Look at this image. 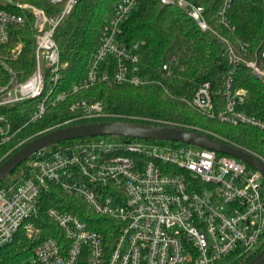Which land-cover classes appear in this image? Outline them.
I'll return each mask as SVG.
<instances>
[{
	"label": "built area",
	"instance_id": "obj_1",
	"mask_svg": "<svg viewBox=\"0 0 264 264\" xmlns=\"http://www.w3.org/2000/svg\"><path fill=\"white\" fill-rule=\"evenodd\" d=\"M252 1L264 7V0ZM78 2L0 0V109L37 101L28 122L32 124L100 83L144 87L151 82L141 73L140 45L120 42L121 26L138 0H120L84 78L55 94L62 67L55 33ZM234 2L226 0L217 15L227 28ZM161 3L185 11L202 31H212L226 45L229 63L235 69L245 64L264 84V66L248 59L251 44L235 45L219 36L204 7L188 0ZM30 26L36 46L34 66L20 71L16 63L24 45L10 47L13 31ZM180 61L179 54H169L163 73L173 75ZM235 69L225 77L218 98L211 83L205 82L185 102L208 119L264 133V121L243 110L247 93L235 89ZM69 112L75 117L51 131L76 122L121 118L108 112L102 101L91 99L74 101ZM20 130L0 112V154ZM15 149L5 153L0 164ZM29 167L20 182L0 188V248L22 230L37 238L42 228L33 220L46 208L59 236L36 245L33 254L39 264H216L264 247V180L257 169L236 157L177 142L93 137L45 148L30 158ZM64 195L80 201L77 208L84 217L59 205L47 207L50 199L63 200Z\"/></svg>",
	"mask_w": 264,
	"mask_h": 264
},
{
	"label": "trees",
	"instance_id": "obj_2",
	"mask_svg": "<svg viewBox=\"0 0 264 264\" xmlns=\"http://www.w3.org/2000/svg\"><path fill=\"white\" fill-rule=\"evenodd\" d=\"M119 1L79 0L73 12L56 30L55 40L60 47L62 67L55 94L70 89L84 78L100 44L104 27ZM188 1L205 8L211 28L219 36L235 45L241 41L251 44L248 59L258 60L264 66V7L262 5L252 0H235L229 13L231 27L227 28L219 24L217 17L226 0ZM121 28L120 42L123 45L136 43L140 45L141 73L151 82L144 87H134L129 84L109 86L100 83L90 91L80 93L69 101L55 106V109L51 110L45 118L32 124H28L30 119L28 111L36 106L37 101L0 109V112L11 120L15 130L21 128L0 154L1 159L8 151L17 147L13 152L15 153L25 143L75 117V114L69 112L71 103L78 99H91L102 101L108 112L121 117L111 118L109 122L190 130L228 141L264 160L262 131L249 126H232L208 119L190 108L184 101V99H190L205 82L211 83L213 95L218 98V90L225 77L235 69L228 61L226 45L214 36L212 31H202L185 11L176 6L163 5L161 0H138L136 9ZM13 33L10 47L19 43L24 45L22 55L16 63V69L30 70L35 61L34 30L31 26L26 29L15 28ZM176 40L182 43L177 49L181 61L175 73L167 76L162 71V65L172 53ZM234 87L237 91L243 90L247 93L243 110L264 121V84L243 63L236 66ZM25 109L27 110L24 111ZM73 124L80 125L82 122ZM72 141L61 144H71ZM21 144L23 145L19 147ZM29 160L11 175L13 176L10 179L11 183L6 182L11 178L8 177L2 182L0 188L15 185L28 175ZM63 198L62 202L52 198L46 205L47 207L59 205L84 217L77 208L80 202L78 199L75 200L66 195ZM45 209L42 210L38 219L33 220L38 228H42L38 237L31 240L23 230L20 231L12 243L0 248V264H30L25 261L32 257L39 242L49 237L59 236L55 225L45 215ZM262 249L253 253L231 255L216 264H247Z\"/></svg>",
	"mask_w": 264,
	"mask_h": 264
},
{
	"label": "water",
	"instance_id": "obj_3",
	"mask_svg": "<svg viewBox=\"0 0 264 264\" xmlns=\"http://www.w3.org/2000/svg\"><path fill=\"white\" fill-rule=\"evenodd\" d=\"M93 137H122L151 141H171L193 145L236 157L257 169L264 180V161L262 159L242 149L224 144L208 135L166 126H147L124 122H102L59 128L30 140L0 164V185L37 152L67 141ZM247 264H264V248Z\"/></svg>",
	"mask_w": 264,
	"mask_h": 264
},
{
	"label": "rangeland",
	"instance_id": "obj_4",
	"mask_svg": "<svg viewBox=\"0 0 264 264\" xmlns=\"http://www.w3.org/2000/svg\"><path fill=\"white\" fill-rule=\"evenodd\" d=\"M178 45H182V43H181V41H178V40H176V42H175V46H174V48L172 49V53H177V49H178ZM171 54V53H170ZM43 66L45 67L46 65H45V62L43 61ZM194 95V94H193ZM192 97V96H191ZM186 99H184V101H185ZM36 107H32V109H30L29 111H28V113L30 114L29 115V117L31 116V113H32V111L35 109ZM27 109H25L24 111H26ZM71 126H73V125H71ZM52 129V128H51ZM51 129H50V131H51ZM49 132V131H48ZM30 139V138H29ZM173 142H171V141H164V144H166V145H171ZM1 159V158H0ZM29 163H30V160H29ZM9 177H11V178H9V179H7L6 180V182L7 183H11V180L10 179H12L13 178V176H9ZM23 232H24V234H26V236L29 238V239H31V240H33V239H35L34 238V236H30L26 231H24L23 230ZM25 263H30V264H39L38 262H37V260H36V257L34 256V254L32 255V257H30L29 259H27V261H25Z\"/></svg>",
	"mask_w": 264,
	"mask_h": 264
}]
</instances>
